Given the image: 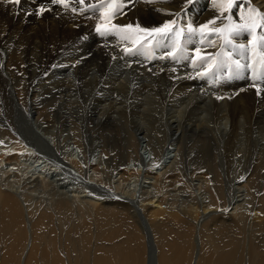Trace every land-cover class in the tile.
<instances>
[{"label": "bare ground", "instance_id": "1", "mask_svg": "<svg viewBox=\"0 0 264 264\" xmlns=\"http://www.w3.org/2000/svg\"><path fill=\"white\" fill-rule=\"evenodd\" d=\"M92 1L88 3L96 2ZM41 5L50 6L51 12L35 14ZM58 6L52 5L50 0H23L19 6L0 3V135L9 143L0 146V226L8 223L14 226L13 235L18 239L21 233L17 227L19 221L30 227L33 221L39 230L53 223L60 233L57 237L60 239L56 241L60 240L67 249H63V257L51 252L46 258L44 253L49 247L44 246L45 239L31 238L34 227L26 228L28 235L23 237L24 232L10 245L19 251L18 246L22 245L19 240L29 237L28 252L16 257L17 252L13 251V256L0 258V263L49 264L48 256L56 253L53 258L58 264H74L76 257L71 259L66 252L82 255L81 251H76L74 243L85 238L83 230L86 228L88 232L94 230L91 238L96 243L98 237L93 225L101 214H104L103 221L109 223L116 218L134 227L135 235L145 239L144 245L127 234L120 244L136 240L135 250H140V255L136 256L138 251L127 252L130 255L121 251V264H164L163 259L169 262L161 251V241L154 236V226L164 224V218L173 221V226L183 230L188 228L184 232L193 236L192 264L217 261L227 264L239 258V248H235L233 254H220L213 244L210 247L215 255L210 256V261L204 260L203 231H209L205 236L212 237L216 244L215 239H219L221 232L226 233L228 228L246 222L247 212L251 219L249 229L255 227L252 230H256L261 225L257 228L261 231L264 226V213L256 207L259 203H250L253 189L250 181L254 175L264 191V95L257 96L249 87L241 89L245 81L237 78L226 84L232 89L227 92L229 98L212 99L211 90L204 86L199 89L194 79L191 81L186 77L189 67L185 61L183 67L175 69L173 64L165 65V62L173 63L171 60L154 57V65L160 63L165 69L159 73L146 69L148 64L144 55L117 54L113 46L106 44L110 42L107 37L95 35L96 21L91 17L77 16ZM248 7L264 12V0H237V6L230 14L240 22L241 8L246 12ZM124 12L113 23L126 25L138 21L144 23V27L152 28L176 20L198 29L219 16L213 0H195L193 4H188L187 0H162L152 4L138 0ZM94 16L97 18L99 13ZM189 17L193 24L186 22ZM221 20L210 27H221ZM185 33L189 45L199 44L202 51L211 56L212 46H219L220 42L235 50L252 39L248 32L242 31L231 37L230 44L216 34L205 35L201 43L199 32ZM85 36L87 39H83ZM113 54H117L116 59H111ZM126 65L130 68L126 69ZM201 68H196L194 73ZM181 74L185 75L182 79L179 78ZM249 79L253 80V77ZM84 110L91 112L85 116ZM9 121L17 127L12 128ZM39 125L55 126L47 131L41 129L44 135L52 137L56 136L51 134L54 131L57 135L62 131L61 135L66 136L65 126L70 125L68 133H73L70 141L83 149V160L76 158L75 152L76 159L66 160L60 153L64 146L58 145L56 138H53L52 147L36 134L35 127L40 129ZM199 134L201 141L196 138ZM140 135L145 138L144 147L148 146L145 152L153 158L151 165H136L145 159L134 152L133 144ZM209 138L210 147L207 148ZM96 139L99 144L94 152L88 150ZM120 143L125 149L117 159L114 144ZM166 149L170 150V156ZM195 149L205 155L195 154L196 157L193 155L189 159ZM250 151L254 160L247 166L246 156ZM162 152V162H156ZM182 152L187 158L183 159ZM214 153H218V166L226 170L220 180L213 167ZM97 156L100 157L97 159ZM193 160L200 165L195 167V164L186 163ZM112 170H115L114 174ZM188 177L190 183L186 181ZM67 182L72 186L69 187ZM218 186L226 193L227 204L220 205L215 201L222 197L217 192ZM107 196L117 200L110 201ZM259 199L264 203V192L260 194L259 191ZM169 200L175 202H171L173 207L166 204ZM216 211L226 213L215 215ZM206 224L212 226L211 229ZM45 238L48 239L47 235ZM110 238L111 235H105L106 240ZM8 240L6 243L9 244ZM232 243L226 245L240 246ZM170 244L179 251L172 259L178 262L176 257H183V249ZM6 248L11 254L10 246ZM259 264H264V260Z\"/></svg>", "mask_w": 264, "mask_h": 264}, {"label": "rangeland", "instance_id": "2", "mask_svg": "<svg viewBox=\"0 0 264 264\" xmlns=\"http://www.w3.org/2000/svg\"><path fill=\"white\" fill-rule=\"evenodd\" d=\"M88 2H93V1L92 0H89ZM185 13H187L188 15L190 14L189 10H186ZM187 20H186V22L192 23L190 21V17ZM178 25L180 27L188 28V26H186L184 23H181V22H179ZM141 55L142 54H140V56ZM165 57H167V54H166ZM180 60L183 63V59H180ZM218 60H220V58H218ZM203 69H204V66H203V68H201V70H203ZM193 75H194V73H193ZM205 79L206 78L202 79L203 83H204ZM196 86L199 89H202L203 84L202 85H197L196 84ZM90 112H91V110H84L83 111V114L85 116H88L90 114ZM11 122L12 121H9V124L12 126V128H14L13 126H16V125H14V123L13 122L11 123ZM16 122L18 123L19 120H16ZM39 127H40V129L38 127H35L36 134L39 137L41 136L43 139H45L48 144H50L53 147V145H54L53 138H56L57 144L60 145V146H64L63 149H60V153H61V155L63 153V155H64L63 157L66 160H70L71 161V158L72 159L73 158L74 159H76V158L79 159L80 158L81 161L83 160L82 159L83 158L82 156L85 155V153H83L84 152L83 149L81 150L80 149L81 147H79L76 144H74V143L71 142L72 141V137H73V133L72 132L71 133H68V131H70V129H71V126L70 125L65 126V128L67 130L66 129L63 130V131L66 130L65 131V133H67L66 136H62L61 135L62 131L60 133L61 136L60 135H57V131H54L51 134L54 135V136L56 135L55 137H52L50 134L49 135H44L45 133L41 130V129H46V131L47 130H51L55 126L44 127V126H40L39 125ZM118 133L120 134L121 131L119 130ZM200 135L201 134H199V135L196 136V138H198V141H201V140H199ZM142 136L140 135L139 137H137V139L135 140V142L133 144L134 152L136 153L137 156H138V153H139V156H138L139 158H143V156H146L147 157V153L145 152L146 150L143 149V152L146 153V154H143V152H141V154H140V152H139L142 149V146L141 145H143L144 142H145L144 141L145 138L142 137ZM202 137H203V139L205 138L204 135H202ZM61 138H62V140H61ZM118 139H120V137ZM174 139H175V137H174ZM210 139L211 138L208 139V144H207L208 147L207 148L210 147ZM65 140H66V142H65ZM5 141H7V140H4L3 139V136L0 135V142H2V143H0V146L1 145L9 144V143H6ZM94 142H96L97 144L96 143L94 144ZM94 142H92L91 143V147L88 148V150H90V151L92 150L93 152H94V149L99 144L97 139L94 140ZM68 143H69V145H67ZM114 145H115V150L114 151H116V152L113 151L114 152V157L118 159L123 154L124 149H125L124 148L125 146L122 143H120V145L119 144H114ZM70 146H71V151H70ZM127 150H128V148H127ZM197 150L198 149H195V152L194 153L191 152V153H193L192 155L190 153L189 159H191L193 155L195 156V154L197 156L198 155H202V154L205 155L204 153H202L200 151H197ZM68 151H69V153L71 152V155L68 153ZM74 152H75V154L77 153L76 154L77 155L76 158L74 156L75 154H73ZM169 153H171L170 150L167 151V155H169ZM86 154H87V152H86ZM66 155H67V157H66ZM69 155H70V158L68 157ZM213 155L216 156L214 158L213 167H214V170H215L217 179L220 180L221 179V175H223V172L226 171V170L223 168V166L222 167H219L218 166L219 165V163H218V161H219L218 153H214ZM98 157H100V156H97V159H98ZM182 157H183V159L187 158V154H184V152H182ZM253 160H254V155L250 151V152L247 153V156H246L247 166H250L252 164ZM186 163L188 165L195 164L194 165L195 167H197V166L200 165L199 163L196 162V160H193L191 162H188L187 161ZM197 164H199V165H197ZM252 169H253V167H252ZM200 170H202V169H200ZM257 175H258V177L260 176V174H257ZM189 180H190V178L188 177V179H186L187 183L188 182L190 183ZM67 183L70 184L69 187L72 186V184L70 182H67ZM259 183H260V180L256 177V175H254V177H252V181H250V186H251V188H253L252 189V194H250V195H252V197H250V199H252V200H250V203L252 205H255V204H258L259 203L258 206H256V207H258L261 210V212L264 213V203H261L260 202V199H259V191L261 193H263L264 191L262 189L263 185H261ZM218 188L219 189L217 190V192L219 191L221 193V196L222 197H220V196L217 197L219 201L217 200V198H215V201H217V203L220 204V205L227 204V201H228L227 199L228 198L226 199V195H225L226 193H223L222 192L221 186H218ZM259 188H261L262 190L261 189L259 190ZM160 189H162V188L160 187ZM69 194H70V192H69ZM183 194H184V192H183ZM185 194H188V193L185 192ZM256 195H258V196H256ZM107 197H109V196H107ZM253 200H255V201H253ZM221 201H222V203H221ZM171 202L172 203H175L173 200H171V201L169 200V201H167L166 204L168 206H170V207H173V204ZM254 202H257V203H254ZM224 212L226 213V211H216L215 212V215L217 214V215L223 216L225 214ZM147 213H149V211H147ZM247 213L248 214H245V217L247 218L246 219V222L244 223V222L241 221L242 223L240 225H238L237 227L236 226L235 227L232 226V227L228 228V231L226 233L221 232L218 235L219 239L218 238L215 239L216 244L214 243V239L212 237L205 236L206 234H208L209 231H207V230L206 231H203V233L205 232L204 233L205 235L203 234L204 235V238H205V240H203L204 257H205L204 260L210 261V256L211 255H215V253L212 252V249L210 247V245H213V244H214V246L216 248H218V251H219L220 254L221 253H228V252H231L232 253V251H234L235 248H239V251H238L239 258L237 257L234 261H232L231 263H227V264H235V263L236 264H238V263L239 264L240 263L241 264H246V263L247 264H256V263L259 264V263H261V260H264V253H263L264 252V226L262 225V230L261 231H257V228H259V226H261V225H259L258 227H256V230H252L255 227L250 228L251 229L250 230L248 228V221L251 220L250 219V214H249L250 212H247ZM103 217H104V214H101V215L97 216L96 217V225H93L94 228L96 227L95 231H97V237L98 238L96 239V243H95L94 239L91 238L92 235H93V233H94V230H90L88 232V228H86V229L83 230L84 233L86 232L85 238L81 239V241H79V242L74 243V246H75L74 248L76 249V251H78V250L81 251L82 255H79L78 254L79 252H72L71 253L72 255L70 253L66 252V255L67 256L69 255L71 259H72L73 256L76 257L75 258V261H74V264H121V257L119 256V255H122L121 254L122 253L121 251H123L124 253H126L125 255L128 254L127 252H131V254H132L134 251H138L135 254H136V256H139L140 255V250H135V247H136V244H137L136 243V240H134L133 242H128V243H126L124 245H121L120 244V242L123 239H126L127 238V234L128 233H129V235H128L129 238L139 239L138 240L139 243L140 242L142 244L144 243L145 239L143 240L142 238H140L139 235H135L136 234L135 233V231H136L135 228L132 227V226H130V225L128 226L124 222L117 221L116 218H113L111 220V222L108 223L107 221H103ZM27 218L29 219V217H27ZM242 218L244 220V216ZM168 220L169 219L164 218V221H166L164 224L160 223L159 225L157 224V225L154 226V236H155V238H158L159 239L158 241H161L160 244H159V245H161V249H162L161 251H162V253L164 252L163 255H165V257H167L169 259V262H168L167 259H163V263L164 264H168V263L169 264H192L193 254H194V251L193 250H195L194 249L195 242H194V239L192 238L193 236H191L187 232H184V231L188 230V228L183 230L182 227L173 226V224H171V223H173V221H168ZM167 222H168V224H167ZM26 224L29 226L28 223H26ZM26 224L25 223H22L21 221H19L17 223V227H19L20 232H21L20 233V236L18 237V239H20L22 237V234L25 232V229L26 228H28L29 230H31L32 229L31 227H34V229L31 231V236H32L31 238H33V237L35 238L36 237L35 239L37 241H38V238H40V237H43L45 239L44 240V246H48L49 247V248H46L48 250V252L45 251V253H44V255L46 256V258H47V255L49 253H51V252H57V254L60 257H63L64 256L63 249L65 251L67 249V247L66 248L63 247V243H61L60 240H59L60 243L56 241V239L57 240L60 239V238H57V237L60 236V233L54 228L53 223L50 224V225H48V226L46 225L45 227H43L40 230L36 226L33 225V221H32L31 227L30 226L28 227ZM209 224H210V221H209ZM209 224H206V226L211 229L212 226H210ZM242 227H244V228H242ZM14 228H15L14 226H9V223L6 224V225L4 224L3 227L0 226V244L1 243H4L3 246L0 248V258H2V259L5 258V257H7L8 255L9 256H13L12 253H13V251H15L14 246L12 244L10 245L11 241L14 242V240H18V239H15L14 238V235H13L14 234V232H13L14 231ZM238 228H239V230H238ZM66 229H69V228H66ZM172 229H173L174 232H172ZM242 230H243L244 233L242 232ZM40 232H42V233L44 232V234L42 235ZM182 232H183V234H182ZM27 233L28 232H25L24 235H23V237H26L28 235ZM39 234H41V235L38 236ZM45 234L47 235L48 239L45 238L46 237ZM105 235H108V236L111 235L110 240H106L105 239ZM234 235L236 236V238H234L235 237ZM79 236H80V234H79ZM222 237H224V238H222ZM239 238H241V239H239ZM8 239H11V240H8ZM28 239H29V237L27 239L24 238V240H19L22 243V245L18 246V250L19 251H15V252H17V256L16 257H18V254L19 253L25 255L28 252V250H29V246H28L29 241H28ZM46 239L49 240V241L46 242ZM4 240H5V242H4ZM7 240L9 242V244L6 243ZM207 240H209V241H207ZM249 240H250V242H249ZM97 242H98V244H97ZM206 242H207V244H206ZM228 242H233L232 244H239L240 246H234L232 248V246H227L226 245V243H228ZM170 243H174L177 246H179V248H182L183 249V257L182 258L181 257H176L178 262H174L172 259H173L174 255H176L179 251H176L175 246L173 244H170ZM248 243H249V245L247 246L246 244H248ZM8 245L10 246V252H11V254H8L7 253V251L9 249L6 248V247H8ZM144 245H145V243H144ZM118 246H119V248H117ZM144 247H142V248H144ZM143 253H144V251H143ZM40 254H42V253H40V250H39V255ZM57 254L56 253H53V254H51V256H48V258H49V264H58L55 261V259L53 258L54 256H57ZM205 254H207V255H205ZM254 254H256V255H254ZM128 255H130V254H128ZM255 256H257V257H255ZM98 257L101 258L100 262L98 261ZM259 257H261V259ZM20 258H22V257H20ZM40 259H41V257H40ZM129 261L132 262L131 260H129ZM0 262H2L1 259H0ZM18 263H19V260H18ZM214 264H223V262L217 261Z\"/></svg>", "mask_w": 264, "mask_h": 264}, {"label": "snow or ice", "instance_id": "3", "mask_svg": "<svg viewBox=\"0 0 264 264\" xmlns=\"http://www.w3.org/2000/svg\"><path fill=\"white\" fill-rule=\"evenodd\" d=\"M9 4L20 5L21 0H7ZM138 0H96L95 3H86V0H50L52 5H61L64 9H69L70 4L79 6V13L81 15L92 12L93 14L99 13L97 17V24L95 27L96 33L101 37H106L110 34H114L120 38L126 45L130 44L131 47H125L124 53L129 56L142 54L147 59H151L153 56V49L159 47L163 41L171 38L172 45L171 51L167 53V57L162 56L161 59L170 57L173 61H179L180 59H188L187 50L182 46L181 40L185 34V31L190 35L197 32L200 33L204 42L205 35L216 34L224 39L225 43H232L231 37L242 31L248 32L252 39L249 40L247 45H238L239 49L243 52H250L253 63L242 64L239 59L233 60L232 53H216L215 56L208 54H202L200 47L195 48L191 57L192 67H202L206 62L211 61L208 64V68L204 72H198L200 77L209 75L220 66L221 63H230L234 65L235 70L238 72L243 68H254L256 63H259L264 68V12L255 7H248L246 12L241 8L240 22L233 19L230 14L232 9L237 6V0H213V6L219 13L217 19L210 20L206 24L201 25L198 29L193 28L191 25L185 30L181 28L176 20H170L165 22L160 27L146 28L142 27L139 23L133 25L131 23L126 25H120L113 23L114 19L122 14H125L124 10L135 6ZM146 3H159L162 0H145ZM166 2V0H163ZM195 0H187L188 4H193ZM50 9L41 5L37 10V15L43 14ZM73 13L77 12V7H71ZM31 14V13H29ZM179 15V13L175 14ZM222 18V20H221ZM218 20H221V27H210L215 25ZM226 21V22H224ZM260 30V34L257 35V30ZM87 39V36L83 37ZM208 43H212L208 41ZM225 57L217 61V57ZM79 63V61H78ZM175 71V69H173ZM218 82V81H216ZM251 87L255 88L257 96L264 95V71L257 74L253 71V83ZM217 99H223V97H217ZM243 179V177H241Z\"/></svg>", "mask_w": 264, "mask_h": 264}]
</instances>
